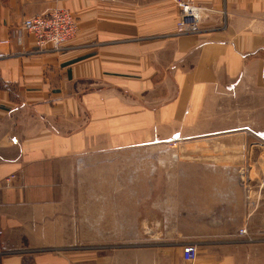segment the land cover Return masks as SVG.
Returning <instances> with one entry per match:
<instances>
[{
    "label": "crops",
    "instance_id": "crops-1",
    "mask_svg": "<svg viewBox=\"0 0 264 264\" xmlns=\"http://www.w3.org/2000/svg\"><path fill=\"white\" fill-rule=\"evenodd\" d=\"M196 2L200 31L178 35L172 0H0V264H264V243L178 230L171 193L161 206L151 190L159 215L130 228L98 190V159L192 137L227 99L264 97V0ZM56 8L76 34L39 50L21 21Z\"/></svg>",
    "mask_w": 264,
    "mask_h": 264
},
{
    "label": "rangeland",
    "instance_id": "rangeland-1",
    "mask_svg": "<svg viewBox=\"0 0 264 264\" xmlns=\"http://www.w3.org/2000/svg\"><path fill=\"white\" fill-rule=\"evenodd\" d=\"M227 102L233 106L225 105L215 120L202 123L197 135L98 159L110 163L97 172L109 177L98 190H108L112 212L126 214L131 228L140 213L146 219L159 215L151 190L161 206L169 205L163 195L171 193L178 230L225 231L224 238L263 245L264 97L242 94Z\"/></svg>",
    "mask_w": 264,
    "mask_h": 264
},
{
    "label": "built area",
    "instance_id": "built-area-1",
    "mask_svg": "<svg viewBox=\"0 0 264 264\" xmlns=\"http://www.w3.org/2000/svg\"><path fill=\"white\" fill-rule=\"evenodd\" d=\"M177 8L175 33L178 35L195 34L200 31V23L206 9L196 0H172ZM21 27L31 36L37 49L60 50L77 31L74 15L67 9L56 8L45 14L25 17ZM240 232L244 233L245 230ZM198 256L197 245L186 243L182 247L185 261L194 262Z\"/></svg>",
    "mask_w": 264,
    "mask_h": 264
}]
</instances>
